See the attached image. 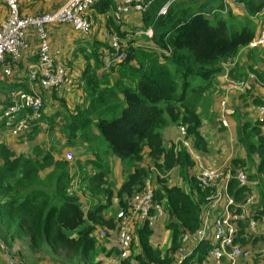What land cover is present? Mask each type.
Listing matches in <instances>:
<instances>
[{"label": "trees", "instance_id": "obj_1", "mask_svg": "<svg viewBox=\"0 0 264 264\" xmlns=\"http://www.w3.org/2000/svg\"><path fill=\"white\" fill-rule=\"evenodd\" d=\"M224 1L151 0L147 9L138 13V16L141 30L152 28L151 36L142 35L152 46L133 47L130 45L131 40L127 44L124 41L126 56L114 64L121 67L120 75L109 84L107 78L95 73V68L103 65L104 55L112 50L104 40L99 56H85V66L77 84L79 89L82 87V93L76 98L71 95L74 98L72 110L68 109L65 97L61 96L58 104L64 106L67 112L62 110L61 116L58 112L47 116L51 129L58 127L59 134L65 136L62 155L73 146L85 148L86 144L93 142L96 137L92 128H95L112 155L134 163L133 169L125 174L117 188L111 185L106 166L88 155L83 164L76 159L80 172L74 187L76 172L72 165L64 159V155L63 159H54L45 150L43 142L36 137L40 132L37 126L14 137L16 141L26 137L32 143L29 153L24 154L2 140L6 128L0 120L1 242L7 244L8 238L11 242L19 240L24 247H29L32 254L47 251L48 247L55 251L61 250L72 256L74 264H102L101 258H97L100 254L119 260L120 264L175 263L177 250L182 245V235L194 231L201 224L209 188L203 189L196 184L192 158L180 145L174 150L171 140L163 143L159 128L167 123L175 124L176 129L178 125H183L198 153L210 151L197 106L215 82L216 76L223 71V63L234 59L239 50L247 47L257 35L256 26L249 16L264 9V0H236L252 23L246 21L235 24L233 21L228 22L224 13L219 11L223 9ZM92 6H96L100 12H114L116 7L112 0H98ZM162 7L165 10L160 12ZM18 10L21 17L36 14H23L20 0ZM231 11L229 8L226 14L231 15ZM112 19L117 20L114 14L107 18L109 22ZM117 21H121V18ZM114 28H107L104 32L120 36V28ZM32 35L36 36V32L31 28L25 34L28 46ZM260 52L264 54V50ZM55 57L53 55L54 61L66 69L65 63L57 61ZM20 58L21 54L15 60L5 56V61L12 69L10 75L4 74V65L0 64L3 75L10 76L4 87L7 99L1 109L9 104L8 95L12 89L29 91L20 83L21 79L29 76V69L21 65ZM90 58L93 59L92 63L89 62ZM36 59V56L33 57L30 65ZM248 59L251 62L247 66L234 62V66L230 67L231 76L247 78L250 73H254L258 77L253 81L256 87L258 82L264 81L263 71L257 67L260 57L248 56ZM195 79H199V82H194ZM64 86L60 88L64 89ZM50 91L55 97L56 89ZM238 93L243 105H247L248 100L262 102L255 91ZM242 114L241 108H237V117ZM213 124L218 132L225 130L217 116ZM234 134L240 154L231 158L228 168H242L247 174L248 183L240 187L236 180H231L228 189L237 200L247 193L254 194L251 216L256 221L254 230L246 222L241 223L238 239L243 246L256 245L259 250L251 252L253 264H264V121L252 123L242 116L234 126ZM92 154L96 156V152ZM162 155L164 162L159 165L158 160ZM246 161L253 167L252 170L245 166ZM90 164H96L95 168L91 169ZM151 165H158L160 171L178 166L181 180L187 182L188 188L184 189L182 182L170 183L166 178L159 177L150 171ZM149 173L153 175V203L163 205L162 227L168 235L165 245L161 248L152 242L153 226L135 220L128 258L119 259L118 246L109 239H102L95 231L98 227L104 228L108 235L117 231L115 216L107 217L105 214V210L112 205L111 198L117 199L118 207L124 208L126 199L141 190ZM77 187L92 199L87 210L83 207L86 203L75 193ZM211 245L210 240L200 243L183 264L207 262V251ZM2 257L3 253L0 252ZM21 259L24 264H43L35 255L31 260L29 253Z\"/></svg>", "mask_w": 264, "mask_h": 264}, {"label": "built area", "instance_id": "obj_2", "mask_svg": "<svg viewBox=\"0 0 264 264\" xmlns=\"http://www.w3.org/2000/svg\"><path fill=\"white\" fill-rule=\"evenodd\" d=\"M6 6L4 16L0 15V64L6 75L12 73L5 56L13 60L19 58L22 51L28 48L25 34L29 29H35L38 47L36 51V62L29 66V80L44 90L59 89L65 84L66 69L54 61L51 46L47 38V27L52 24L67 23L81 35H88L91 30V19L87 11L98 0H66L57 9L34 15L20 16L18 10L19 0H3ZM115 2L117 13H130L134 11L141 13L145 11L151 0H112ZM236 2V0H231ZM237 3V2H236ZM165 7L160 9L163 12ZM228 10V0L224 1V7L219 10L225 13ZM261 12V11H260ZM259 12V13H260ZM258 13V14H259ZM258 14L252 15L253 18ZM145 33L152 35V28H147ZM104 37L108 40L112 50L104 56V67L108 68L123 60L127 53V46L123 39L115 33L105 32ZM264 48V20L258 27V33L247 44V48ZM218 88L223 94L219 98L218 119L220 124L227 129V98L232 91L248 92L251 89L247 80H234L230 76V68L226 67L217 76ZM248 79L253 82L257 80L254 74ZM260 85L261 103L255 106L254 122L264 118V81ZM9 104L5 105L0 112L4 128L13 136L36 126L43 117V98L35 90L25 91L12 89L8 95ZM252 122V123H254ZM179 137L174 144V150L180 145L190 155L196 169V184L203 188H209L206 195L207 204L203 213L201 224L192 232H185L181 237L182 245L177 250V258L174 264H183L184 260L193 255L194 248L206 240L212 242L207 251L208 261L203 264H253L248 250H246L238 239L241 231L240 224L254 230L256 221L251 216V208L255 203L252 192L245 194L241 200H237L228 189L229 182L236 180L240 187L246 186L248 177L242 168L231 170L224 166L205 165L201 154L191 144L186 128L177 126ZM64 159L72 161L71 152H66ZM151 171L159 177H165L166 172L159 171L156 166ZM78 174L73 178V186L78 183ZM154 188L153 175L150 173L143 182L141 190L133 193L126 199L125 207H118L115 211L117 231L114 235H108L104 228L97 229V235L106 239H113L118 246L121 258L128 256L131 246L132 226L135 220L146 222L153 226L163 218V205L153 203ZM8 264H24L17 258L9 259Z\"/></svg>", "mask_w": 264, "mask_h": 264}, {"label": "crops", "instance_id": "obj_3", "mask_svg": "<svg viewBox=\"0 0 264 264\" xmlns=\"http://www.w3.org/2000/svg\"><path fill=\"white\" fill-rule=\"evenodd\" d=\"M65 1L66 0H20L21 12L23 14H32V13H39V12H43V13L44 12L45 13L51 12V11L57 9L58 7H60ZM229 8L233 11L240 9V12L244 16L246 15V12L243 10L241 5L236 3V2H232L231 0H228V9ZM233 11H232V14H233ZM263 11H264V9L259 13V16L263 13ZM0 13L5 14L3 7H0ZM87 13L90 16L91 23H92V27H91V30L88 33V35H84V36L81 35L76 30H74L70 24H67V23L54 24V25H50L48 27V39H49V43L51 45L52 53L54 56H56L55 59L57 61H61V62L65 63L67 74L69 75L68 81L66 80L67 82L64 84L65 85L64 89H56L55 95H58V96L67 95L65 97L67 99L71 97V94L74 91H77L79 94L82 91L81 89H79L77 87V83L74 82V78H78L81 75L82 70L85 66V56L86 55L90 56V57L93 55L99 56L100 52L103 49L101 44L103 43L104 40L108 42V40L104 37L105 29L108 28L109 30H114L115 29L114 27H119L120 32H121L120 36L123 39V41H125L127 44V41L131 40L130 45L133 47L150 48L152 46V45H150L151 42L146 40V38H143V36H142V35H147V34L145 33L146 29L141 30L139 28V26L141 25V21L139 19L138 13L131 11L130 13L124 14V13H117L116 10L114 12L112 10L107 11V12H100L96 6H94V7L92 6L87 11ZM113 14L117 18V20L120 17L121 21H117L115 19H112V21L109 22L107 20V18H108V16H112ZM242 14H240V15L242 16ZM249 17L253 18V16H249ZM258 19H259V17H258ZM133 29H135V31L131 33V31ZM103 37H104V39H103ZM37 46H38V40H37L36 36L32 35L29 38L28 48L25 49L24 51H22V53H21V58L19 61L21 63V65L24 64L25 67L27 66L29 69V66H30L29 62L33 59V57L36 56ZM233 61H235V60H233ZM89 62L92 63L93 59L90 58ZM240 63L243 64L244 66L248 65L244 55H242ZM232 64H233V62H230V61L223 63V69L226 67L230 68L232 66ZM113 66H111L112 67L111 69L105 68L104 67V58H103V65L100 67H96L95 73L98 76H108L109 79L112 81L116 77V73H117L118 68L121 69V67L119 65L114 66V67ZM257 67L259 70L264 71V61L259 60L257 63ZM16 68H18V67H16ZM23 75H25V74L23 73ZM23 75H21V76H23ZM26 75H28V72ZM26 75H25V77H26ZM9 77L4 76L2 69L0 68V86H1L0 87V90H1L0 91V107L5 104L6 99H7V98L5 99L4 87L6 86V83L9 82V79H8ZM215 81L217 84V77H216ZM2 82H4L5 84H3ZM20 83L24 87H27L29 91L35 90L37 93H39L42 96V98L43 97L45 98L44 101H46L47 98H49L50 94L52 93L50 90H44L41 87H39L37 84L32 83L29 80V78L21 79ZM81 83H82V81H81ZM254 91L256 93H258L260 91L259 87L256 86ZM238 94H239L238 92L232 91L228 94V98H227L228 110H227L226 114H227V118L229 121V127L225 130L229 134L230 141H232V136H230V131L233 130L232 134L235 136L234 126L236 124L233 122V119H231V118L234 117V118L240 119L239 117L235 116V114L229 115V112L231 111L230 107H232V105H233L232 110L235 111L236 107L238 106L237 108H241V110L243 111V109H242L243 102L241 101L240 98H238ZM248 101L251 104L250 100H248ZM2 102H3V104H2ZM255 104L256 103L254 102L253 105H255ZM55 106L56 107L54 109L53 107H48L45 103V108H43V117H42L40 123L36 125L40 129V132L37 134L36 137L38 140H41L43 142V147L45 148L46 151L51 153V155L54 157V159H60V158L63 159V155L65 156L66 152H71V151L67 150L62 155L63 151H61V148H62V150H64L63 149L64 146L61 145L59 147L58 153L55 151L53 152L51 149L52 145L50 144V141L55 142L54 138L56 135L59 134L58 127H54L53 129H51L49 122L47 120V116H51L56 111L57 112L60 111V109L57 110V105H55ZM253 113H254V109L251 108L250 114H253ZM200 115H201L200 116L201 121L204 125L207 124V122H209V123L211 122L209 124L210 128L206 129L207 134H205V135H206L207 139H208V136L211 138L219 137V135L216 134V131H217L216 126L213 124V120L216 116L211 114L212 115L211 118L205 119L203 114H200ZM262 120H264V118ZM168 127H170V126H168ZM169 130L170 131H168L167 129H164L163 132L161 133L162 138H163V143L164 142L167 143L169 140H171L173 143V149H174V144L176 143V141L179 137V132H178V129H176V126L169 128ZM210 133H211V135H210ZM8 134L10 135L11 138L5 139L3 137L5 140H11L12 137H15V136L11 135L9 132H8ZM93 134L95 135V137H97V130L95 128L93 129ZM50 135H52V140H50V137H49ZM61 141H63V140L61 139ZM64 142L66 143V139ZM208 142H209V139H208ZM91 143L92 142L85 145L84 150L87 149L86 155L84 153L81 154V149H78V147H76V146H73V148H70V149H72V151L74 153H76L75 155L80 160V162H85L87 155H90L92 158H95L101 164L105 165L109 180H112L114 182V187L117 188L118 185L120 184V182L125 178L124 176L126 174L119 167L118 158L114 155L113 156L110 155L107 152L108 149L102 150V149L98 148L97 145H95L93 149H90L88 146H90ZM23 144H25V142H19L18 146L21 147ZM217 145L219 146L221 144L218 142ZM231 145L232 144L222 142V145H221L222 150L220 147V153L214 154V155H216L214 157L215 162L221 163L222 159H226V157H227V160H224V162H222V166L229 167L228 165L230 162L228 160L232 158V155H230V153H229L230 148H232ZM217 149H215V151ZM92 152H96V156L95 155L93 156ZM71 154H72V152H71ZM79 157H81V158H79ZM77 158L74 159L73 154H72V161H70V162L68 161V162H69V164L72 165L73 171L77 172V174H78V172H80V170H79V164L76 162ZM163 162H164V156L162 155L160 157V159L158 160V163H159V165H162ZM95 165L91 166V164H90L89 167L91 169H93V168H95ZM152 166H155V165H151V167ZM151 167H150V171H151ZM156 168L159 170L158 165H156ZM174 169L177 172L179 171L178 166H174V167H171L168 169H163V171L167 173L164 178H166V179L170 178V175L173 173ZM163 171H161V172H163ZM113 172L115 174V177H113ZM151 172H153V171H151ZM176 179H179L182 182L179 172H178V175L176 176ZM169 182L172 183L171 179H169ZM75 193L78 196H80L81 199L86 203V204H84L83 207L85 208V210H87L89 208L90 203L92 202L91 197L85 196L86 193H84L83 189H81L80 187H77L75 189ZM111 201H112V205H110L109 208H107L105 210L106 211L105 214L107 217L115 216V211L118 207L117 199L112 197ZM163 219H164V216L160 220L163 221ZM155 224L153 225V229H154L153 234H155V236H151V240L153 243L155 241V238H157V236L160 235L162 232V229L159 230L158 228H156ZM97 229H99V227ZM97 229L95 231L96 233H97ZM167 236L168 235L166 234L165 229H163V234H161L163 241L167 239ZM110 242L112 244L116 245V242L113 239H111ZM165 242L166 241L162 242L160 244V247L165 245L164 244ZM158 243H156V245ZM161 248H163V247H161ZM252 263H253V261H252Z\"/></svg>", "mask_w": 264, "mask_h": 264}, {"label": "rangeland", "instance_id": "obj_4", "mask_svg": "<svg viewBox=\"0 0 264 264\" xmlns=\"http://www.w3.org/2000/svg\"><path fill=\"white\" fill-rule=\"evenodd\" d=\"M0 7H3L4 9L6 8V6L4 5V1L3 0H0ZM232 11H231V15H227L226 14L227 11L224 13V15H225V17H226L228 22L233 21L235 24H238L239 21H240V23H244L246 21H248L250 23L253 22L252 24H254L256 26L255 30L256 29L258 30V27H259V24L261 23V20L262 19L264 20V11H263V13L260 16L258 14L256 17H254V19L249 17L252 22L247 18L246 15H245L246 18H244V15L240 12V9H237V10L233 11V14H232ZM240 14H242V16ZM258 17H259L260 20L258 19ZM210 20H211L212 23H214V20H212V18H210ZM259 48L260 49H251V50H248L250 48H247V47L241 48L239 50L238 54L234 57L235 59H232L230 61V62H233L232 66H234V62H240L242 55L245 56L247 64L251 62V59H248V56L260 57V60L264 61V54L262 52H260V50L261 49L264 50V48L263 47H259ZM233 60H235V61H233ZM165 64L167 66H169V67L171 66V64L168 63V62H165ZM108 68L111 69L112 67H108ZM120 72H121V69L118 68L117 73H116V77H118L120 75ZM250 74H254V73H250ZM230 76H231V72H230ZM263 76H264V71H263ZM68 77H69V75L68 76L66 75L65 83H66V80L68 81ZM104 78H107V80L109 81V84L111 83V80L109 79L108 76H104ZM231 78L234 79V80H247V81H249L250 86H251L250 92L255 90V86H253V84H255V83L251 82L248 79V77L247 78H235L234 76H231ZM74 82L78 84L79 77L78 78H74ZM194 82H199V79H195ZM258 87H259V90H260V85H258ZM59 89H61V88H59ZM80 89L82 90V87H80ZM236 92H240V91H236ZM81 93H82V91L80 92V94ZM80 94L77 91H74L71 95L74 98H76V97H80ZM222 94H223V92H222L221 89L218 88V85L216 84V81L213 83L211 88L205 92V94L203 95V97L201 98V100H200V102H199V104L197 106L198 112L200 114H203L205 119L206 118H211L212 115H215V116L218 117V109H219L218 101H219V98L222 96ZM258 94H259V97H260V91L258 92ZM66 96L67 95H65L63 97H66ZM49 98H47V100L44 101V106H45V103H46V105L48 107H53L55 109V107H56L55 105H57V110L60 109V111H58V115L59 116H61L63 114L62 110H64L65 113L67 112L64 106H60L58 104V98L62 99L61 96L56 95L55 97H53L50 94ZM74 98H71V97L68 98V99L65 98L66 106H68L69 110H72V106H73V103H74ZM238 98H239V96H238ZM44 99L45 98L43 97V100ZM53 101H55V102H53ZM253 103L254 102H251V104L248 103L247 105H243L242 106L243 114L238 116V117L242 118V116H244V117L248 118L249 120H251V122H254L255 113L250 114V109L251 108L254 109L255 106L258 105L259 103H256L255 105H253ZM232 107H233V105H232ZM232 107H230L231 111L229 112V115H234L235 114V116H237L236 113H237V107L238 106L236 107L235 111L232 110ZM227 110H228V107H227ZM231 119H233L234 123H236L239 120L238 118H234V117H232ZM227 121H228V118H227ZM258 121H264V120H257L256 122H258ZM210 123L207 122V124L204 125V133L205 134H207L206 129L210 128V126H209ZM228 124H229V121H228ZM172 125L176 126L173 123H167L165 126L159 128V131L161 133L163 132L164 129H167L168 131H170L169 128L173 127ZM168 126H170V127H168ZM92 129H94V128H92ZM232 132H233V130L230 131V136H232V141H230L229 134H228V132L226 130H224L223 132L216 131V134L219 135V137L211 138V137L208 136V139H209L208 144H209V147H210V151L207 152V153H200L201 154V158H202V160H203L205 165L222 166V162H224V160H227V157H226V159H222L221 163H217L214 160L215 159L214 157L216 156L214 154H219L220 153V147L222 145V142L223 143L232 144L231 145L232 148H230V150H229V153H230V155H232V157L234 155H239L240 154V146L236 143L235 136L232 134ZM210 135H211V133H210ZM3 137L5 139H10L11 138L10 135L6 132V129H5V132L3 133ZM49 137H50V140H52V135H50ZM5 139H2V140L5 141L6 143H8L15 151L20 152V153H24V154H28L29 153V150L31 148L32 143L29 141L28 138L23 137V138H20L19 141H16V139L14 137H12L11 140H5ZM61 139L63 141H61ZM54 140H55V142L50 141V144L52 145L51 149H52L53 152L55 151V152L58 153L59 147L65 141V136L58 134V135L55 136ZM19 142H25V144H23L21 147H19L18 146ZM218 142L221 145L218 146L217 145ZM74 143H75V141H74ZM95 145H97L98 148H100L102 150L103 149H107V144L102 139V137H101L100 133L98 132V130H97V137L91 143V145L88 146V147L90 149H93ZM214 148L215 149L218 148V149L215 151ZM78 149H81V154L82 153H84L85 155L87 154V151H86L87 149L84 150V148H81V147H78ZM71 150H69V151H71ZM221 150H222V147H221ZM61 151H62V148H61ZM107 152L110 155H112L109 151H107ZM72 154H73L74 159L77 158V156L75 155L76 153H74L72 151ZM88 156H90V155H88ZM81 157H79V158H81ZM230 160L231 159H229L228 161L230 162ZM118 162H119V167L124 171V173H128L129 171H131L133 169L134 163L128 161L127 159H124V160L118 159ZM81 163L83 164L84 162H81ZM91 166H93V165H91ZM245 166L247 168H249L250 170H252V168H253V167L249 166L247 161H246V165ZM194 168H195V166H194ZM195 169H197V168H195ZM177 175H178V172L174 169L173 173L170 175V178H168L166 180L169 181V179H171V181L173 183L180 184L181 181L179 179H176ZM113 177H115L114 172H113ZM111 185L114 187V182L112 180H111ZM182 187L184 189L188 188V184H187L186 181H182ZM162 224H163V221H161V220H159L155 224L156 228H158L159 230L162 229L161 234H163V228L161 227ZM101 228L102 227H100L99 229H101ZM114 234H116V232L111 233L110 235H114ZM161 234L158 235L157 238H155V241H154L155 244L159 242L158 243L159 246H160V244L162 242L166 241V240L163 241V238L161 237ZM152 236H155V234H152ZM102 239L106 240V238L104 236H102ZM161 247H164V245L161 246ZM243 247L246 250H248L249 256L251 258H252L251 252H253L254 250H259L256 245H251V244L244 245ZM262 247L264 248V245H262ZM0 252L3 253V257L0 258V264H6V261H9V259H11V258H17L19 260H22L21 258L22 257H26L28 253L31 256V260L33 259V255H35L36 259L41 260L43 264H74L72 262V260H73L72 256H70L67 252H64V251H61V250L55 251L54 249L52 250L50 247H48L47 251H44V252H41V253H33L32 254V251L29 249V247H24L23 244L19 240H15V241L12 240V242H11V240L9 238H8L7 244H4L3 242L0 241ZM126 257L127 256L121 258L120 255L118 256L119 259H127L128 257L127 258ZM97 258H101L102 264H120L119 260H116V259L110 258V257H106V256H104L102 254L98 255ZM22 262H24V260Z\"/></svg>", "mask_w": 264, "mask_h": 264}]
</instances>
